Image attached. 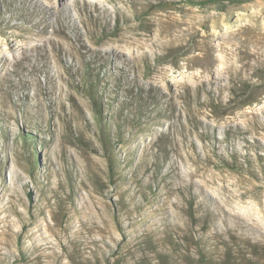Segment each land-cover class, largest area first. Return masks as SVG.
Listing matches in <instances>:
<instances>
[{
  "label": "rangeland",
  "instance_id": "1",
  "mask_svg": "<svg viewBox=\"0 0 264 264\" xmlns=\"http://www.w3.org/2000/svg\"><path fill=\"white\" fill-rule=\"evenodd\" d=\"M227 236L264 244V0H0V264Z\"/></svg>",
  "mask_w": 264,
  "mask_h": 264
},
{
  "label": "trees",
  "instance_id": "2",
  "mask_svg": "<svg viewBox=\"0 0 264 264\" xmlns=\"http://www.w3.org/2000/svg\"><path fill=\"white\" fill-rule=\"evenodd\" d=\"M193 5H205L212 0H189ZM90 93V90H85ZM234 94V92H233ZM231 94V95H233ZM232 159V157H231ZM181 242V244H179ZM153 243V242H151ZM175 243V242H174ZM177 256L173 261L170 257L160 256L161 261L156 264H264V244L257 241L237 240L234 236H227L220 247H214L211 254H205L200 250V244H193L199 247L197 252H191L190 246L185 245L182 240H176ZM155 251L157 249H154ZM163 253V252H162ZM135 264H148L138 261Z\"/></svg>",
  "mask_w": 264,
  "mask_h": 264
}]
</instances>
